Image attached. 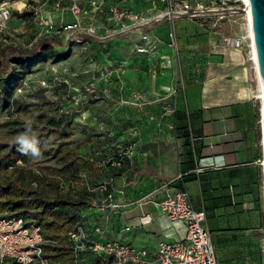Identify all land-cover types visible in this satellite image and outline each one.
<instances>
[{
  "label": "rangeland",
  "instance_id": "374dc122",
  "mask_svg": "<svg viewBox=\"0 0 264 264\" xmlns=\"http://www.w3.org/2000/svg\"><path fill=\"white\" fill-rule=\"evenodd\" d=\"M112 1L119 7L128 8L121 0ZM149 1L153 5L150 6ZM78 2L75 12L71 9L70 0H0V14L7 12L8 16L0 19V50L5 45L29 50L37 41L47 37L55 38L61 45L52 49V55L46 53L48 57L45 61L29 67L25 64L24 68L13 65L12 76L0 78L5 94V105H0V144L6 145L0 155L7 145L15 143L18 135L27 131L28 126L31 127V135L40 137L37 146L41 152L38 159L25 155V159L16 160L5 169H0V181L8 172L18 184L35 195L70 203L68 209L73 217L72 224L80 207L88 203L84 211L95 210L107 196L105 193L111 191L107 187L111 176H116L117 158L129 156L127 150L130 145L146 138L148 131L142 130L141 126L147 127L149 122L160 125L169 123L164 121L169 115L164 117V114L170 113L173 108L176 79L197 75L194 68L200 64L191 55L193 51L183 50L185 56L179 59L180 52L176 54L175 51L179 40L175 39L177 42L171 45V62L163 66L154 61L143 46L148 42L142 38L149 31L148 23L139 25L134 20H127L121 26L103 13L91 12L88 0ZM145 2L149 5L144 4L141 12L146 16H149L152 8L161 10L157 8L156 0ZM200 4L206 14L209 10L208 0H202ZM128 9L134 11L136 8L130 6ZM214 14L209 12L206 17L193 20V27L197 30L194 34L185 33L184 42L180 43L181 46L196 48L194 46L201 44L203 39L210 42L214 65L217 64V56L224 53L226 68L234 67L230 73L237 72L233 74L234 79L226 77L224 82H234L244 98L254 106L260 140L256 145V180L252 199L264 219L260 90L250 60L245 16L237 5V13L229 22L213 28ZM75 22L81 28L79 33L63 31L64 26ZM87 28H93L95 34L87 35ZM106 30L110 32V37H105ZM78 34H86L93 41L79 40ZM219 34L239 40V51L225 48ZM63 54L67 55L63 57ZM169 77L170 81L164 82V78L168 81ZM225 88L228 89L227 86ZM56 151L58 153L53 155ZM64 153L75 161V179L70 178L65 167L67 159ZM105 167H108V173H105ZM127 178L131 179L129 176ZM114 197L111 195V198ZM68 228L66 226L61 234ZM261 234L263 236L257 243L256 256L259 264H264V231ZM53 244L61 251L59 257L50 260L51 264H70L65 238L54 240ZM93 261L91 263L85 258L82 264H100Z\"/></svg>",
  "mask_w": 264,
  "mask_h": 264
},
{
  "label": "crops",
  "instance_id": "0c3cea01",
  "mask_svg": "<svg viewBox=\"0 0 264 264\" xmlns=\"http://www.w3.org/2000/svg\"><path fill=\"white\" fill-rule=\"evenodd\" d=\"M121 1L128 8H136L135 12L149 3L153 5L152 1L145 0ZM155 3L158 9L163 8L157 0ZM193 22L185 17L176 20L175 35L179 44L175 51L180 52L179 59L185 56L183 50L194 52L191 55L200 62L194 68L197 75L176 79L173 108L164 114V117L169 115L164 119L169 123L149 122L147 127L141 126L148 131L146 138L136 142V146L130 145L129 156L117 158L121 164L108 184L107 189L111 191L105 194L116 196L111 202L124 206L118 210L106 207L100 214L96 209L84 213L95 216L106 239L145 245L152 251L159 241L182 240L185 226L182 222H170L152 202L141 205L136 202L160 183L171 182L172 188H182L188 193L193 208L205 211V226L211 233V241L215 237L213 249L217 264H259L257 243L263 236L264 219L262 223V213L252 199L259 132L254 106L234 82H224L226 77L234 79L233 74L237 73H230L234 67L226 68L224 53L217 56L214 65L209 48L212 44L204 42L205 39L194 46L196 48L181 46L185 33L190 35L197 30ZM144 37L148 40L143 45L145 51L150 52L148 55L154 61L163 66L171 62V45L177 41L169 38L166 23L150 24ZM164 79V82L170 81V77L168 81ZM121 135L124 136L123 132ZM108 171L105 167V173ZM128 176L131 179L128 180ZM162 195L163 191H159L154 200ZM142 214L150 215L149 224L140 223ZM83 256L92 263L91 254ZM84 259L82 257L81 264Z\"/></svg>",
  "mask_w": 264,
  "mask_h": 264
},
{
  "label": "built area",
  "instance_id": "2783aa9c",
  "mask_svg": "<svg viewBox=\"0 0 264 264\" xmlns=\"http://www.w3.org/2000/svg\"><path fill=\"white\" fill-rule=\"evenodd\" d=\"M106 1L88 0V3L94 12L105 14L121 26L127 20H134L139 25L164 22L168 25V35L172 41L176 39L175 22L180 17L196 20L213 12L216 18L213 28L220 27L235 16L237 5H239L247 25L248 5L244 0H208L209 10L206 14L200 4L202 0H157L163 8L157 11L152 8L153 13L151 11L149 16L141 11L136 13ZM70 5L71 9L77 12L78 0H70ZM7 17V12L0 14V19ZM44 25L48 28V25ZM80 29L76 22L63 27V31L67 33L71 31L79 33ZM85 33L92 36L95 30L87 28ZM104 34L105 37L111 36L108 30L104 31ZM220 37L224 46L232 49L241 48V42L236 38L221 35ZM142 38L145 39V37ZM140 51L143 52V50ZM117 166H120V163H117ZM159 191H163L162 197L154 200ZM111 200V195H108L95 207L98 214L102 213L106 207L118 210L124 206L122 203L113 205ZM151 202L170 222L184 224L185 236L182 240L159 241L152 251H149L145 245H130L121 241L108 240L104 236L101 225L96 223L95 216L84 213L81 216V222L67 234V241L70 244V264H81L82 256L86 253L91 254L92 259L100 264H217L211 233L205 226L206 213L203 209L193 208L185 190L172 188L171 182H162L136 204ZM151 220L148 214H142L139 218L142 225L149 224ZM46 242L42 235V228L33 219L0 215V264H51L44 251ZM262 253L264 254V244Z\"/></svg>",
  "mask_w": 264,
  "mask_h": 264
},
{
  "label": "trees",
  "instance_id": "16d2710c",
  "mask_svg": "<svg viewBox=\"0 0 264 264\" xmlns=\"http://www.w3.org/2000/svg\"><path fill=\"white\" fill-rule=\"evenodd\" d=\"M19 17H22V15ZM77 37L79 40L87 42L93 41L92 38L87 35H78ZM60 46L59 41L51 37L37 41L29 50H19L11 45H5L4 48L0 50V78L6 79L7 77H11L14 73L13 65H16L18 68H24L25 64V66L29 67L33 63L45 61L48 57L46 53L52 55V49ZM66 55L67 54H63V57ZM4 99V88L0 85V105H5ZM35 137L38 142L40 137ZM41 137L44 138V136ZM256 137L259 141V132ZM5 146V144H0V151ZM56 153H58V151L54 152L53 155H56ZM25 155L26 154H22L18 151V145L16 143L11 146L7 145V149L0 155V169H5L10 163L16 160L25 159ZM64 157L67 159L65 167L68 169L70 178L75 179L77 175L75 161L70 158L68 153H64ZM7 173L8 172L4 174V178L0 181V215L33 219L36 224L42 228V235L47 241L44 245L46 257L50 260L59 257L61 248L53 244L54 240L60 241L65 238L67 241L68 232L81 222V216L86 212L84 209L88 203H85L79 208L75 221L72 224L73 217L69 214L68 209L70 203L48 200L40 194L35 195L25 186L18 184L17 181L11 178ZM66 226L70 228L66 229L62 235L61 231L65 229ZM67 243L68 248L66 249H68L70 254V244L68 241Z\"/></svg>",
  "mask_w": 264,
  "mask_h": 264
},
{
  "label": "water",
  "instance_id": "95a60500",
  "mask_svg": "<svg viewBox=\"0 0 264 264\" xmlns=\"http://www.w3.org/2000/svg\"><path fill=\"white\" fill-rule=\"evenodd\" d=\"M247 1L256 72L261 80V93L264 99V0ZM261 117L264 120V104ZM262 139L264 141V130L261 131V141Z\"/></svg>",
  "mask_w": 264,
  "mask_h": 264
},
{
  "label": "clouds",
  "instance_id": "9594fccd",
  "mask_svg": "<svg viewBox=\"0 0 264 264\" xmlns=\"http://www.w3.org/2000/svg\"><path fill=\"white\" fill-rule=\"evenodd\" d=\"M15 143L18 145V151L22 154L30 155L33 158H40L41 152L37 146L36 137L31 135V127L28 126L26 132L16 137Z\"/></svg>",
  "mask_w": 264,
  "mask_h": 264
},
{
  "label": "bare ground",
  "instance_id": "6f19581e",
  "mask_svg": "<svg viewBox=\"0 0 264 264\" xmlns=\"http://www.w3.org/2000/svg\"><path fill=\"white\" fill-rule=\"evenodd\" d=\"M245 1V3L248 5V1L247 0H244ZM247 25H248V27H247V30H248V38H249V41H250V60H251V62H252V64H253V66H254V69H255V72H256V66H255V58H254V52H253V46H252V40H251V31H250V25H249V13H248V15H247ZM256 76H257V79H258V85H259V100H260V103H261V110H262V106H263V104H264V99H263V97H262V93H261V80H260V78H259V76H258V74H257V72H256ZM261 125H262V131L264 130V120L262 119V117H261ZM263 146V149H262V163H261V167H262V171H263V177H262V181H263V191H264V141H263V139H262V141H261V147Z\"/></svg>",
  "mask_w": 264,
  "mask_h": 264
}]
</instances>
